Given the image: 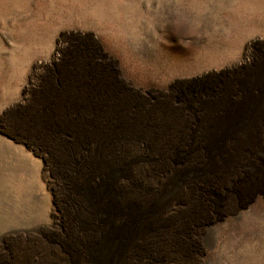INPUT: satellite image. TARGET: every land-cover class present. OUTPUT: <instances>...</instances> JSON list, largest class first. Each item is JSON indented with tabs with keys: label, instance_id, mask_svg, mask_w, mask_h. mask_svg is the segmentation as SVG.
I'll return each mask as SVG.
<instances>
[{
	"label": "rangeland",
	"instance_id": "1",
	"mask_svg": "<svg viewBox=\"0 0 264 264\" xmlns=\"http://www.w3.org/2000/svg\"><path fill=\"white\" fill-rule=\"evenodd\" d=\"M132 157L156 182L229 162L221 185L170 179L200 203L175 238L156 228L145 264H264V0H0V264L111 254L115 237L87 255L84 232L116 231L100 206L125 195L121 172L139 178Z\"/></svg>",
	"mask_w": 264,
	"mask_h": 264
},
{
	"label": "bare ground",
	"instance_id": "2",
	"mask_svg": "<svg viewBox=\"0 0 264 264\" xmlns=\"http://www.w3.org/2000/svg\"><path fill=\"white\" fill-rule=\"evenodd\" d=\"M217 111L218 109L216 108L209 109V112L206 110L207 127L215 137L220 136L224 128L221 126L219 121L220 115ZM114 156L115 154H111L102 160L106 168L109 162H112ZM153 156L156 159V154H153ZM134 157L131 158L132 161L135 160ZM122 158L123 156H120L118 159ZM228 163L224 159L219 164L209 163L207 159L203 163L192 159L189 163L185 162L182 165L158 168L163 177L156 182V161L155 163L153 161L149 162L147 169L143 166L139 167L134 161L133 164L138 166L136 171L139 178H136L133 174L126 173V171L121 172L118 176L121 182L119 185H121L120 188L125 195L120 200L110 201L109 204L106 203L100 206L101 211L116 217V231L113 234L112 232L110 233L108 226L105 225L103 227L101 223V221L105 223V220L100 219L97 222H92L95 226L91 225L84 232L87 237L85 249L87 255L92 240H97V244L102 243L106 245L112 237H115L117 240L116 243L114 242L111 254L106 253L103 258L97 257L96 261L91 260V262V258H84L90 264H94V262L95 264H114V259L117 261L120 258L126 261L131 258L136 264H145V260L153 263V261H156V228L161 227L158 233L161 234V237L168 235L175 238L174 230L179 228L177 225L181 223L182 216L189 208L192 209L194 207V202H199V199L196 198L194 201H190V204H186L188 202L186 199L175 198L171 194L173 185L170 183V179L173 177L181 179L183 174L190 171L189 176L198 178L200 181L207 184L216 183L217 185H221L225 180L224 171H226ZM144 177H146V180L143 179ZM152 179H154L155 185L151 183L150 180ZM186 186L188 188L191 186V183L187 182ZM136 187H139L137 192L134 191ZM198 188L197 186L193 187L197 195H199ZM193 189L189 190L194 192ZM160 194L164 196L161 199H157ZM186 198L189 199V196L187 195ZM31 264H39V262L34 261Z\"/></svg>",
	"mask_w": 264,
	"mask_h": 264
}]
</instances>
